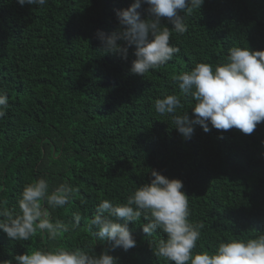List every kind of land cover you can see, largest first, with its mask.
Returning a JSON list of instances; mask_svg holds the SVG:
<instances>
[{"label": "trees", "instance_id": "1", "mask_svg": "<svg viewBox=\"0 0 264 264\" xmlns=\"http://www.w3.org/2000/svg\"><path fill=\"white\" fill-rule=\"evenodd\" d=\"M132 3L49 0L38 7L0 0V90L9 97L0 119V202L15 208L24 185L37 177L50 189L66 181L79 191L54 215L68 222L79 211L83 219L61 246L95 245L97 254L107 247L118 264H168L152 249L165 235L147 236L143 216L128 224L137 243L127 251L97 242L87 227L101 199L125 201L155 169L183 182L189 219L204 226L195 251L264 233V122L251 134L196 125L185 139L170 116L154 111L162 94L181 95L173 73L197 62L215 67L234 46L264 50V0H204L191 15L181 13L188 30L170 38L180 52L144 77L130 71L135 46L123 59L105 52L97 35L118 31L116 12ZM146 9L142 3L141 18ZM161 22L172 27L166 18ZM193 103L183 98L178 114L187 110L191 118ZM48 243L39 234L11 241L0 231V260Z\"/></svg>", "mask_w": 264, "mask_h": 264}, {"label": "clouds", "instance_id": "2", "mask_svg": "<svg viewBox=\"0 0 264 264\" xmlns=\"http://www.w3.org/2000/svg\"><path fill=\"white\" fill-rule=\"evenodd\" d=\"M17 2L21 6L43 7L49 0ZM142 3L147 5V18H141L138 11ZM203 3L204 0H134L129 7L117 10L118 31L97 35L105 52L118 53L123 59H127L128 48L135 46L130 71L144 77L180 52L179 47L170 44L172 32H187L185 15L199 10ZM162 18L172 27L162 23ZM172 81L181 95L162 94L154 101V111L161 117L170 116L185 139L191 138L196 125L205 132L211 130V125L217 130L236 128L251 134L264 122V50L234 46L223 63L213 67L197 62L191 70L173 73ZM185 97L194 102L191 118L187 110L178 114ZM8 109V94L0 90V119ZM150 176V182L135 187L125 201L101 199L95 205L87 227L97 242H107L112 249L134 248L137 241L128 224L143 216L147 222L141 225L147 236L157 231L165 235L152 249L168 264H264V233L229 238L213 251H195L204 226L189 219V196L183 191L182 180L168 178L155 169L150 170ZM78 191L66 181L50 189L49 181L41 176L24 185L15 208L6 207L7 201L0 202V231L11 241H29L38 234L49 241L46 247L14 254L12 259L0 260V264H118V258L107 247L97 254L95 245L71 249L61 246V239L75 233L83 217L75 211L72 220L65 222L54 214L71 204Z\"/></svg>", "mask_w": 264, "mask_h": 264}]
</instances>
